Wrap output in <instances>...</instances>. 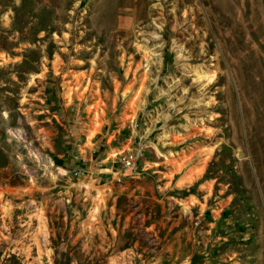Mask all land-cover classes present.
I'll return each instance as SVG.
<instances>
[{
	"label": "rangeland",
	"instance_id": "obj_1",
	"mask_svg": "<svg viewBox=\"0 0 264 264\" xmlns=\"http://www.w3.org/2000/svg\"><path fill=\"white\" fill-rule=\"evenodd\" d=\"M0 264H264V0H0Z\"/></svg>",
	"mask_w": 264,
	"mask_h": 264
},
{
	"label": "built area",
	"instance_id": "obj_2",
	"mask_svg": "<svg viewBox=\"0 0 264 264\" xmlns=\"http://www.w3.org/2000/svg\"><path fill=\"white\" fill-rule=\"evenodd\" d=\"M139 150L137 146H128L127 141H109L108 136L101 137L88 149L96 180L124 183L136 173L139 167Z\"/></svg>",
	"mask_w": 264,
	"mask_h": 264
},
{
	"label": "bare ground",
	"instance_id": "obj_3",
	"mask_svg": "<svg viewBox=\"0 0 264 264\" xmlns=\"http://www.w3.org/2000/svg\"><path fill=\"white\" fill-rule=\"evenodd\" d=\"M208 1V0H207ZM196 2V1H195ZM242 2V1H241ZM202 6V5H201ZM243 6V5H242ZM249 7V6H248ZM203 8V7H202ZM243 9V8H242ZM249 9H252L251 7ZM211 10V9H210ZM203 11V10H202ZM208 11V10H207ZM211 13V12H210ZM212 14V13H211ZM129 15V14H128ZM208 16V15H207ZM222 16V15H221ZM246 16V15H245ZM204 18V17H203ZM216 18V17H215ZM219 18V17H218ZM221 19V18H220ZM208 32V31H207ZM215 39V38H214ZM220 49V48H219ZM228 67V66H227Z\"/></svg>",
	"mask_w": 264,
	"mask_h": 264
}]
</instances>
